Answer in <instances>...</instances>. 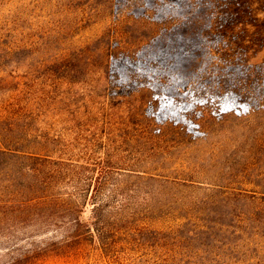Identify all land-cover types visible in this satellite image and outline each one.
I'll list each match as a JSON object with an SVG mask.
<instances>
[{
  "label": "rangeland",
  "instance_id": "rangeland-1",
  "mask_svg": "<svg viewBox=\"0 0 264 264\" xmlns=\"http://www.w3.org/2000/svg\"><path fill=\"white\" fill-rule=\"evenodd\" d=\"M0 148L105 215L0 225V264H264V0H0ZM34 164L0 155V198Z\"/></svg>",
  "mask_w": 264,
  "mask_h": 264
},
{
  "label": "trees",
  "instance_id": "trees-1",
  "mask_svg": "<svg viewBox=\"0 0 264 264\" xmlns=\"http://www.w3.org/2000/svg\"><path fill=\"white\" fill-rule=\"evenodd\" d=\"M0 155L36 163L29 168L27 174L20 175V188H17V184H13L18 178L10 176L4 179V183L8 185L1 187V189L3 188L1 197L4 195L6 199L0 198V225H6L22 217L39 225L41 229L56 227L57 222L59 225L57 228L64 231L61 237L63 244L79 240L85 235L93 240V230L98 234V240L103 241L101 234H99L98 225L104 223L102 219L105 215L100 205L98 206L96 196L89 199L86 195L78 192L66 195L54 193L56 188H61L64 184L79 191L84 186L92 185L93 180L86 182L74 176L68 178L69 182L62 180L60 166L64 161L58 157L55 160L52 159L53 156L46 150L35 152L0 148ZM71 166L73 169H77L80 165L72 163ZM102 166L106 170L107 167ZM73 169L71 170L72 173L74 172ZM108 178L106 172L102 171L98 186H104ZM88 202H92V213L95 219L93 228L80 219L82 208ZM54 223L55 225H53ZM14 263L15 261L10 264Z\"/></svg>",
  "mask_w": 264,
  "mask_h": 264
}]
</instances>
